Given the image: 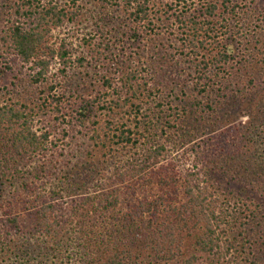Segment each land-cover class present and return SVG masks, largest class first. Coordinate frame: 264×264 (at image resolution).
<instances>
[{
  "label": "trees",
  "instance_id": "trees-1",
  "mask_svg": "<svg viewBox=\"0 0 264 264\" xmlns=\"http://www.w3.org/2000/svg\"><path fill=\"white\" fill-rule=\"evenodd\" d=\"M3 1L0 50L5 56L0 57L5 69L19 65L32 71L26 76L38 95L28 98L29 105L0 102V264H247L246 236L256 232L262 238L264 233L254 227L264 219V203L258 201L264 197V154H237L240 159L233 166L232 159L225 164L224 156L204 142V148L197 144L190 153L185 149L172 155L180 147L176 134L184 133L185 121H202L206 112L216 115L223 104L241 102L239 97L246 101L249 86L254 87L247 69L257 61L254 51L262 52L233 50L218 42L219 34L229 31L226 26L216 31L218 3L165 2L160 12L154 10L160 0H90L101 11L94 33L83 40L97 59V70L113 74L101 77L105 91L89 99L75 91L58 92L61 83L49 76L57 59L59 74L69 77L70 52L64 44L53 49L49 38L53 30L78 20L83 0ZM220 6L234 16L230 0ZM162 15L178 24L181 32L175 40L156 32ZM152 41L158 44L155 49ZM168 43L175 53L160 55ZM122 44L135 48L136 65L116 56V46L125 51ZM141 49L153 54L148 59L154 63L157 55L164 62L197 55L188 62L193 118L187 105L176 104L185 86L170 87L165 68H149ZM76 60L83 65L82 57ZM166 109L175 117L169 116L162 127L153 118ZM34 113L53 115L55 123L46 124L52 130L37 131ZM61 120L66 127L58 138L52 133ZM241 125L230 141L246 153L264 129ZM82 133L91 135L93 148L73 152L67 156L71 164L63 166L64 146ZM224 135L210 138L221 151ZM93 169L100 176L97 189L64 201ZM33 179L53 189L43 197ZM246 181L258 187L247 190Z\"/></svg>",
  "mask_w": 264,
  "mask_h": 264
},
{
  "label": "rangeland",
  "instance_id": "rangeland-1",
  "mask_svg": "<svg viewBox=\"0 0 264 264\" xmlns=\"http://www.w3.org/2000/svg\"><path fill=\"white\" fill-rule=\"evenodd\" d=\"M69 0H65V4H69ZM212 3H218V9L215 11L216 18L214 20H217L218 25L215 27L217 28L216 31L221 30L220 26H226V29L228 35L222 36L219 34L218 42L222 41L223 45H227L229 49H233L236 47V50L238 48H245L248 50H251L252 48H256L257 50H261L262 53H257V51H254L255 54H257V61H253L252 65L249 66L248 74L252 75L254 77V87H250V91H248V99L245 101L241 97H239L240 101L231 102L223 104V106L219 109V112L214 115L212 112L208 113L206 112L203 116V120L199 122H193L187 123L185 121L182 124V129L184 133L176 134L177 135V141L178 149H174L172 151V155L181 154L182 151L187 149V151L190 153V149L193 147L196 149L198 148L196 145L198 144L200 147L204 148V142L206 143V146H208L211 149H215V151L224 156L223 162H227L229 160H233V166L238 165L239 160L234 159H240L238 155L243 154L247 155L248 151L257 152L264 154V151H261L262 148H264V134L261 136H255L254 141L257 142V144L249 145V150L245 153V150L243 149L242 152L237 150L238 148L232 147V141H230L231 135L236 134L238 135L239 130L241 128V124H249L251 125V130H254L255 127H261L264 129V0H230L231 4L234 5L235 14L234 16L230 14V16L226 15V11L223 10V7L220 6V3L222 0H211ZM3 0H0V5L3 4ZM165 2H172V4H178L176 2H180V0H160L157 3V7H154V10L160 11L162 9V5ZM79 5H82L83 9L82 12H84L77 21L65 25L63 28H57L52 31L50 38H49V44L50 47L57 50L59 48L60 44H64L66 46V49L70 52L71 62L72 65L69 68L68 71V79H64L63 76H61L58 72L59 65L58 60L56 59L52 65L50 66L49 70V76L52 77V81L57 80L61 83V87L58 89V92L63 91L65 94L68 95V93L71 92H78L82 94L84 97L93 99L94 96H98L100 93L105 91V89L102 86L101 77L107 76V72L109 74H113V70H108L107 72H100V69L97 70V67L99 64L97 63V59L91 57L89 47H87L84 42V38H88V34H93L92 32L94 30V24L96 20L100 16V9L98 8L97 4H91V1L83 0L81 3H78ZM183 6V4H181ZM180 5V6H181ZM179 6V5H177ZM3 7V6H2ZM0 6V9L2 8ZM179 8V7H178ZM71 9V7H69ZM1 11V10H0ZM161 12V11H160ZM193 13V12H192ZM196 13H193L195 15ZM1 15V13H0ZM102 15V14H101ZM160 15V14H159ZM236 15V16H235ZM161 16V15H160ZM162 21L156 22L158 24L159 28L157 29V33H163L164 38L168 39L173 38L172 40H175V37L178 34H180L181 31L178 30L179 26L174 21V18L171 19V17H164L162 15ZM195 16L198 17V14ZM235 17V18H234ZM1 18V16H0ZM170 18V19H169ZM232 18L233 20H230ZM3 24L0 23V27H2ZM172 32L173 36L168 34L167 32ZM224 32V30L222 31ZM255 36V37H253ZM222 39V40H220ZM153 42V44H152ZM150 42V46L152 48L158 46V44H155L154 41ZM171 44V43H168ZM234 46V47H233ZM168 50V53H165V50L163 48ZM166 46H161V54H166L167 56L169 54H174V49ZM210 48V46H209ZM114 49V48H113ZM116 56L118 57L120 54L122 62L127 61L128 64H131V66L136 65V60L134 59L133 51L134 49H131V47L124 46L122 44V50L125 51L120 52L121 46H116ZM145 49V48H144ZM143 50V54L145 55L143 57V61L147 60L150 56H153V54L149 51ZM155 49V48H154ZM243 50V49H242ZM4 51L0 50L1 56H5V53H2ZM188 53V52H187ZM152 54V55H151ZM197 56V55H196ZM195 54H189L190 59H186L185 57H180L177 62H172L170 60H166L165 62L160 60V56H154L156 57V63L149 60L147 61V66L149 68L152 67L153 70H157V66L164 67L165 69H162V71H165L164 81L169 84L170 87H175L177 84L183 85L185 87L179 89L181 92H179V98L181 101L177 100L176 104L180 105H187L188 111L187 115L194 117L193 112L191 111L192 115L189 114V111L192 108V101L194 100V93L192 91H189L188 87V80H189V72H190V66L191 63H188L189 61L196 60ZM82 57L84 59L83 65L81 66L79 62L76 60V58ZM130 57V58H129ZM199 58V55H198ZM239 61L240 58H239ZM32 71H29L27 68H22L19 65H14L12 67V71L5 69L4 63L0 57V102L3 104H18L21 105L23 103H31V99H28L29 97L33 95H38V93L33 94L31 91L32 89H35V85L31 84L29 82V78L26 76V74H30ZM99 72L100 77L97 75ZM243 74H246L245 70L242 72ZM246 76L243 77L242 83L244 81L246 82ZM54 83V82H53ZM176 85V86H177ZM37 92V90H34ZM57 91V89H56ZM232 100V98L230 99ZM227 102V101H226ZM224 107V108H223ZM193 109V108H192ZM172 111H169L166 109V112L163 115H154L153 121H158L159 126L165 127L164 122L170 118L169 116H173ZM225 113H228L225 115ZM42 113H34V125L35 129L39 132L45 130V128L52 130V127H46L47 123L50 125L54 122L53 115L51 117H43L41 115ZM249 114V117H246ZM157 117L159 120H157ZM175 117V116H173ZM216 117L220 119H215ZM52 121V122H51ZM53 125V124H52ZM66 127L65 122L58 125L57 124V130L53 132V136L60 137L62 135L61 129ZM70 129V128H69ZM68 129V130H69ZM70 131V130H69ZM224 133V136L222 137V148H224L223 151H221V147L215 148L212 141H210V138L213 139L214 137H218L220 134ZM76 134V133H74ZM78 137L70 142L68 145L64 146L65 150L64 157H61L63 160L61 163L63 166H69L71 163H69V158L67 156H71V154L76 151H91L93 148L92 141L89 139L91 135L84 137L82 134H77ZM213 136V138H212ZM240 136V135H239ZM254 137V136H253ZM179 138H183L182 140ZM65 142H69V137L64 139ZM216 142H219L218 140H215ZM181 143H183L181 145ZM70 146V147H69ZM171 146V145H170ZM184 146V147H183ZM92 147V148H91ZM72 148L71 153H69L70 149ZM256 149V150H255ZM214 150H211L212 153ZM104 152V151H103ZM178 152V153H177ZM123 153V152H122ZM238 154V155H237ZM124 155V153L122 154ZM189 164V163H188ZM226 164V163H225ZM112 165H109V168ZM241 169H245L244 166L241 167ZM251 168H249L250 171ZM248 171V172H249ZM97 170L93 169L92 172H88L87 175L83 177H88L89 181H84L82 179L81 182H77L75 185H73V189L69 191V197L64 198V201H68V203L71 202L73 194H78L79 196L84 194H90L93 193L97 187L96 184L97 181L100 180V176L98 173H96ZM223 172V171H222ZM249 174H247L248 176ZM246 175L244 174V177ZM36 184L37 188L36 191L39 192L41 195L43 194V197H46L48 195V192H50L53 189L52 184L47 185H41L40 182L33 179ZM247 185V190H250L252 187H258L257 184L254 185H248V181L245 182ZM99 185V184H98ZM256 189V188H255ZM6 193L9 191V188L6 189ZM258 191V189H257ZM260 192V191H259ZM257 196L260 194L256 193ZM264 196V193H263ZM223 197H220L222 200ZM240 199L243 201V198H238V202L241 203ZM264 203V197H261L260 200ZM264 208V206H263ZM255 224H253L254 226ZM255 229L261 230L264 228V219H262L261 222H259L257 225L254 226ZM260 233L252 232L246 236V248L245 252L248 254L249 257L247 264H264V233L262 234V238L259 235ZM248 240V241H247Z\"/></svg>",
  "mask_w": 264,
  "mask_h": 264
}]
</instances>
